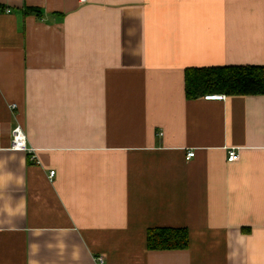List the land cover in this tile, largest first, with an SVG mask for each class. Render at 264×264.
Instances as JSON below:
<instances>
[{"label": "crops", "instance_id": "obj_1", "mask_svg": "<svg viewBox=\"0 0 264 264\" xmlns=\"http://www.w3.org/2000/svg\"><path fill=\"white\" fill-rule=\"evenodd\" d=\"M2 6L0 264H264V94L185 85L189 67L264 66V0ZM17 125L37 160L10 148ZM155 227L189 247L150 250Z\"/></svg>", "mask_w": 264, "mask_h": 264}, {"label": "trees", "instance_id": "obj_2", "mask_svg": "<svg viewBox=\"0 0 264 264\" xmlns=\"http://www.w3.org/2000/svg\"><path fill=\"white\" fill-rule=\"evenodd\" d=\"M0 9L5 10L2 6ZM25 14L42 15L36 7H25ZM186 96L196 99L206 94L263 95L264 66L227 65L189 67L185 71ZM190 237L186 227H155L147 231L150 250H176L189 247Z\"/></svg>", "mask_w": 264, "mask_h": 264}, {"label": "built area", "instance_id": "obj_3", "mask_svg": "<svg viewBox=\"0 0 264 264\" xmlns=\"http://www.w3.org/2000/svg\"><path fill=\"white\" fill-rule=\"evenodd\" d=\"M80 1H84V0H80ZM223 98H224L223 95L206 96V99H210V100H212V99L221 100ZM11 107L16 108V105L13 104ZM10 148L12 150L28 152L29 154H31L32 159L37 160L35 149L28 145L26 133L20 125H17L12 129V139H11ZM194 156H195L194 150L188 151L187 159H190ZM239 156L240 155H239L236 148H230L228 150V161L229 162L236 161L239 158ZM54 174H55V171H51L50 177H53ZM95 259L99 264H104V262H105V259L103 256H97Z\"/></svg>", "mask_w": 264, "mask_h": 264}]
</instances>
